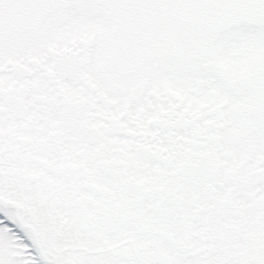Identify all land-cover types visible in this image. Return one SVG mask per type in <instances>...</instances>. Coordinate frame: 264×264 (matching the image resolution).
Segmentation results:
<instances>
[{
	"label": "snow or ice",
	"instance_id": "obj_1",
	"mask_svg": "<svg viewBox=\"0 0 264 264\" xmlns=\"http://www.w3.org/2000/svg\"><path fill=\"white\" fill-rule=\"evenodd\" d=\"M0 264H264V0H0Z\"/></svg>",
	"mask_w": 264,
	"mask_h": 264
}]
</instances>
